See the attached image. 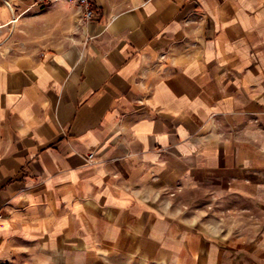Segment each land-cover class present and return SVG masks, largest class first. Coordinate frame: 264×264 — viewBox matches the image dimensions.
<instances>
[{
    "label": "crops",
    "instance_id": "obj_1",
    "mask_svg": "<svg viewBox=\"0 0 264 264\" xmlns=\"http://www.w3.org/2000/svg\"><path fill=\"white\" fill-rule=\"evenodd\" d=\"M88 2L0 0V261L264 264V0Z\"/></svg>",
    "mask_w": 264,
    "mask_h": 264
},
{
    "label": "built area",
    "instance_id": "obj_2",
    "mask_svg": "<svg viewBox=\"0 0 264 264\" xmlns=\"http://www.w3.org/2000/svg\"><path fill=\"white\" fill-rule=\"evenodd\" d=\"M61 0H35V4L39 5V6H47L53 3H57ZM71 3H75L79 6H82L85 8V18H89L92 15V10L90 9V4L88 2V0H67ZM94 157L93 153H89L87 155V159L88 161H92ZM2 218V214L0 213V219ZM0 264H5L3 262L0 261Z\"/></svg>",
    "mask_w": 264,
    "mask_h": 264
}]
</instances>
